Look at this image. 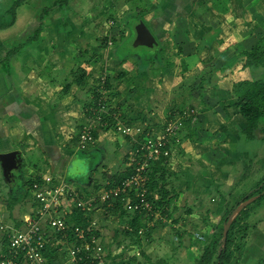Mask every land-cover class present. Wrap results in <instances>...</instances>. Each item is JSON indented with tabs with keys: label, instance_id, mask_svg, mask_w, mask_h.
<instances>
[{
	"label": "rangeland",
	"instance_id": "1",
	"mask_svg": "<svg viewBox=\"0 0 264 264\" xmlns=\"http://www.w3.org/2000/svg\"><path fill=\"white\" fill-rule=\"evenodd\" d=\"M54 1L25 0L18 12L25 7L32 11L30 15L33 20L28 30L32 32L43 21L42 9L46 7L47 14L43 15L44 19L49 18L50 25L45 29L43 26L38 35L41 36L44 31L45 34L49 33L52 39L66 43L72 53L81 57L79 60L70 58L62 64L81 63L84 72L82 85L88 91L78 94L81 105L72 110V116L75 115L77 119L71 126L67 140H63L65 150L71 156L63 172H60L59 166L58 174L51 177L50 158L43 156L37 148L22 153L20 159L23 163H20V170L14 179L7 175L0 163V223L15 227L23 214L33 208L31 190L26 183L34 179L36 170L44 172L56 183L77 185L85 199L88 193L83 192V185L92 191L89 195L91 198L104 199L105 191L116 186L106 189V184L126 170L133 153L143 143L148 144L161 137L164 126L176 120L181 131L176 143L172 144L167 167L179 177H171V184L179 193L175 199L177 209L169 213L167 221L158 223L156 214L145 219L150 226L155 219L156 223L152 227L154 237L144 241L142 248L154 262L163 259L166 264H193L201 253L206 235L213 231L220 216L217 213L220 196L231 197L234 202V199L251 192L264 179V139L261 138L264 134L260 131L256 139L246 140L240 132L244 119L233 106L230 107L235 99L233 90L236 83L264 77V67L252 72L250 68L242 66L247 59L244 50L255 43L264 45V0H246L247 4L241 6L239 0H214L216 10L221 6L228 10V13H224V20L214 17L213 22L200 23L193 20L191 15H186L184 19L177 20L182 29L176 27L174 16L169 18L171 22L165 24L162 20L166 14L162 13L159 24L163 26L157 31L155 47L132 46L136 37L135 26L143 18V12L137 11V0H100L101 11L94 18L91 12L95 0H68L61 5H53ZM12 2L0 0V15L11 7ZM105 6L106 12L103 13ZM242 6L253 9L252 13L247 10L249 14H244L246 17L241 13L240 20H231ZM89 14L90 19H86ZM151 15L147 13L144 17L150 20ZM195 15L203 19L202 15ZM10 18L6 16V19ZM145 19L143 21L146 23ZM214 29L217 31L213 32ZM104 38H107L104 40L106 43ZM28 44L34 47L33 43ZM52 55L56 56L55 53ZM5 64L11 66L9 59ZM106 78L109 79V89L103 86ZM94 90L103 92L97 99L98 107L94 104ZM222 102L228 105L229 113L223 109ZM173 109L175 112L183 109L182 114L171 118ZM188 118L190 123L185 127L182 120ZM86 124L87 127L90 125L91 136L94 131L96 136L80 149L76 139L82 129L80 125ZM122 125L138 127L139 130L125 134L117 129ZM192 130L193 135H190ZM142 133L145 139L140 145L139 135ZM173 135L176 136V133ZM44 160L50 167L45 165ZM246 167H249L248 173L238 181ZM69 172L73 175L77 173L76 179L72 175L67 176ZM67 178L72 179L67 181ZM166 184H170L169 177ZM95 185H99L96 190ZM260 195L238 203L227 221L230 223L241 209L248 212L243 215L249 229L243 239V256L238 264L264 263V196L257 198ZM72 205L69 199L62 203L67 212L73 210ZM97 205L91 218L101 229L102 245L99 246L102 249V246H109L115 233L113 230L121 226L118 225L120 218L117 215L108 216V210L104 211L101 203ZM175 231L183 232L181 240L173 239ZM190 233H193L192 236ZM116 237L125 244L130 241V238L120 234ZM197 239L200 241L197 242ZM122 251L123 254L117 252L115 255L128 258L133 253L132 247ZM63 258L64 264H71L67 256Z\"/></svg>",
	"mask_w": 264,
	"mask_h": 264
},
{
	"label": "crops",
	"instance_id": "2",
	"mask_svg": "<svg viewBox=\"0 0 264 264\" xmlns=\"http://www.w3.org/2000/svg\"><path fill=\"white\" fill-rule=\"evenodd\" d=\"M95 1V4L94 1L92 2L93 18L97 12L101 11L99 9L100 0ZM137 1L139 4L137 11L143 12L144 19L145 14L152 13L150 20L145 19L146 23L143 18L140 20L146 24L157 41V31L160 30V26H163L162 23L159 24L162 13L166 14L162 20L165 21V24L171 22L169 18L172 19L174 16L176 27L181 29L183 27L178 25L177 20L184 19L183 16L191 15L193 20L207 23L213 22L212 20L216 18L224 20L225 14L228 13V10L223 6L216 10L213 5L214 0ZM252 1L250 0V2ZM239 2L241 6L246 3V0H239ZM22 4L23 2L19 6ZM19 6L15 10L13 24L7 28H0V60L6 56L9 50L12 51V56L9 59L11 66H4L0 62V152L16 151L20 163H23L20 159L22 153L31 152L37 148L43 156L50 158L51 177L54 178V175L58 174L59 166L61 172L63 168L66 169V165L71 159L63 144L72 130L71 126L75 124L74 120L77 119L72 114L77 109L76 106L81 105V96L78 94L88 90L83 89L84 72L80 67L81 63L79 62L78 65L69 64V66L62 64L70 58L79 60L81 57L78 58L76 53H72V49L66 46V43L63 44L52 39L49 33L45 34V31L41 36L37 35L32 38L34 30L28 31L32 24L31 20H33L32 11L30 12L28 7H25L21 8V12H18ZM105 10L106 6L103 8V13L106 12ZM211 10L215 12L211 13ZM247 10L252 13L253 9H246L242 6L240 12L237 9L236 14L230 19L235 22L240 20L241 13L249 14ZM195 14L202 15L203 19H199ZM89 17L90 14L86 19H90ZM47 25H50L48 17L42 21L44 29ZM214 30L213 32L217 31ZM30 42L34 44V47L29 46ZM54 53L56 56L52 55ZM15 77H19V79L14 80ZM78 116L80 119L81 114ZM44 162L50 167L47 161L44 160ZM36 171L34 178L37 176L38 180H42V177L48 178L44 172ZM119 221L120 219H118V225L121 226ZM115 235V233L112 235L108 247L102 246L101 258L96 264H152L154 262L145 254L144 248L141 252L142 250L138 246L125 243L117 244L119 239H114ZM144 241H141V246ZM127 247L129 249L132 247L133 250L128 258L115 255L117 252L123 254L122 250H128Z\"/></svg>",
	"mask_w": 264,
	"mask_h": 264
},
{
	"label": "trees",
	"instance_id": "3",
	"mask_svg": "<svg viewBox=\"0 0 264 264\" xmlns=\"http://www.w3.org/2000/svg\"><path fill=\"white\" fill-rule=\"evenodd\" d=\"M68 0H55L53 5L58 4L61 5L67 2ZM24 0H13L12 5L10 8H8L3 14L0 15V28H7L13 24V20L15 19V10L16 8L22 3ZM53 7V6H51ZM43 14H47L46 7L42 9ZM42 14V19H44V15ZM10 16V20L6 19V16ZM41 18V16H40ZM142 19V18H141ZM8 20V21H7ZM42 22V21H41ZM39 23L38 29L34 31V37L38 35L39 30L42 28V23ZM215 31V30H214ZM216 32V31H215ZM107 38H104L103 41H106ZM264 39V38H263ZM104 41V42H105ZM259 41H261L259 39ZM257 42V41H256ZM106 43V42H105ZM104 43V44H105ZM160 46V45H159ZM158 46V48H159ZM155 47V46H154ZM150 50V49H148ZM244 55L247 57L246 62L243 64V67H248L253 72L254 70L264 67V45L263 44H254L250 49L244 50ZM242 53V55H243ZM243 55V56H244ZM12 56V51L9 50L6 54V56L0 60L1 64L4 66L8 65L5 64V62L10 59ZM168 65H171V62H168ZM108 78L104 79L106 83H104V89H109L107 86ZM236 89L233 90V95L235 96L234 102L231 106L237 110V112L241 115V117L244 119V126L241 128L242 136L246 140H254L257 138V133L262 132L264 134V77H256V78H250V79H244L240 80L238 84H235ZM95 93V99L94 102L95 107L100 106L99 102L97 101L98 98H100L103 94L101 90H94ZM223 109H225V112L229 113V110H227L228 105H226L224 102L221 103ZM183 109H179L175 112V109L172 110L170 117L174 118L178 113L181 115ZM140 117H142L141 114H139ZM169 123V122H168ZM167 123V124H168ZM172 123H174L177 126L176 129V136H168L167 139L164 141V143L160 146V152L157 156V158H151L148 160V162L145 164V166L142 168V170L137 171L136 167L140 165L139 163L143 164L145 162V157L143 156L142 151L138 148V151L133 154L134 160H128L129 165L127 166L126 170L124 172L119 173L118 177L114 179L113 181L108 182L106 184V189H109L111 186L117 185L122 179H125L126 177H132L133 175L140 174V176H137L140 180V184L138 185V190L144 191V198L143 200H146L151 208L148 210V208L143 207H137L133 208V206L138 205L141 200L140 197H137V191H135V187L132 186L128 192H123L116 199H112L110 197L106 199H100V197H95V199L91 198L89 195L92 194V191L88 190L84 185L81 186L83 189V192L86 191L88 194V200L89 204H87L88 200L84 199L83 193L80 190V188L76 189L71 195L72 198L80 201L85 202V206L83 209L80 207L75 206V203H73V210L68 211L66 214V243L63 245L62 249L60 250L59 246L52 247L47 245V247L42 251L43 255L46 258L47 264H64V256H67V245L69 244H76L81 245L82 243L88 242L90 243V236H85L83 239L74 240L75 235L73 232V227L75 225L80 227H85L89 220L91 218V214L95 211V208L98 206L97 203H101L103 210L107 209L108 211L106 215L109 216V214H115L120 218L121 227L113 230L116 235H123V237L130 238L128 244H132L135 246H138L141 248V252H143L141 241L147 240L151 238L152 235L151 229L154 224L156 223V219L153 220L152 226L150 224L148 225L145 222V219H149L153 217L154 214H157L158 212V218L157 222L160 223L162 220H166L169 217V213L175 211L177 209L176 204V197L179 195V193L175 190V186L171 184V177L178 179V175L176 172L170 171V169L167 167L169 164V157L172 153V144L176 143V140L178 139V132L179 130V123L176 120H172ZM190 123V118L182 120V125L184 124L185 127H188ZM110 124V122H108ZM167 124L164 126L163 129L166 128ZM83 125H80V128ZM109 126V125H107ZM79 128V129H80ZM80 131L78 132V136L76 141L80 144V149H83L82 147L90 143V141L81 143L80 141ZM190 135H193V130L190 131ZM92 139L96 136L95 131L92 132ZM141 139L139 140V144L141 145L143 143V140L145 139L144 133L139 135ZM128 138V137H127ZM186 138L189 139L187 136ZM264 139V136L261 137ZM184 139V137H183ZM88 145V144H87ZM86 145V146H87ZM85 146V147H86ZM167 151L168 154L165 155L163 152ZM138 162V163H137ZM249 167H246L244 169V174L240 177L238 181H241L242 178L245 177V174L248 173ZM138 172V173H137ZM68 175H72V177H76L77 173L74 175L69 172ZM140 177H144L145 179L142 181ZM169 177L170 184L167 185V178ZM37 178H34L33 180H30L26 183L29 187L32 185L33 182H40L41 180H38ZM72 178H67L66 180H71ZM76 179V178H75ZM73 181H75L73 179ZM264 179H261L259 183H257L256 187L253 188L251 192H249L245 196L238 197L237 199H234V202L231 201V197L224 196L223 194L220 196L218 207H217V213L220 214L219 217H217V222L214 225L213 231L210 234L206 235V241L204 242L200 255L195 259L193 264H238L239 261H241V258L243 256V239L245 237V234L247 230L249 229V224L246 221H243V215L248 214L245 210H240L238 214L235 215L233 220L229 223V227L226 234V241L225 245L222 248V250H219L220 247V239L223 235L224 230V224L228 221L229 216L231 215L233 208L238 205V203L247 200L253 196H256L258 194H261L257 198H262L264 196V184H262ZM80 184V182H78ZM99 185L94 186V190L98 188ZM256 198V199H257ZM258 200V199H257ZM171 201L172 204L171 205ZM78 202V201H77ZM33 206L36 204L34 202ZM156 216V215H155ZM174 221V219H173ZM174 222H177L176 219ZM22 218L16 222L15 228H21L22 226ZM176 227V226H173ZM142 229L141 233L139 230ZM94 236H100V232L97 230L93 231ZM191 234V233H190ZM193 234V233H192ZM191 234V236H192ZM115 235V236H116ZM183 237V232H177L175 231L173 239L181 240ZM117 238V237H116ZM200 239H197V242H199ZM123 241L118 240L117 244H121ZM100 244L102 245V240L100 241ZM94 245V244H92ZM61 246V245H60ZM93 252V250L90 249H80L77 252V259L80 256V259L76 262V264H96L97 261L100 260V258H97V255ZM11 256L13 253L10 250L9 247V241L8 237L6 235V232L4 233L0 229V262L6 255ZM5 255V256H4ZM18 259L20 261H24L23 254L19 252V255H17ZM262 263V262H260ZM73 264V263H71ZM152 264H166L163 259H158V262H152ZM264 264V263H263Z\"/></svg>",
	"mask_w": 264,
	"mask_h": 264
},
{
	"label": "built area",
	"instance_id": "4",
	"mask_svg": "<svg viewBox=\"0 0 264 264\" xmlns=\"http://www.w3.org/2000/svg\"><path fill=\"white\" fill-rule=\"evenodd\" d=\"M87 125L88 124L83 125L80 131L79 137L81 143L92 141L90 125L89 127H87ZM117 129L125 134H130L131 131L139 130L138 127H133L131 125L118 126ZM176 129L177 126L170 122L167 124L166 128L162 130L163 135L161 137H158V139L148 144L143 143L141 145L142 147L140 148V151L144 152L143 156L145 157V162L143 164L139 163L140 165L136 167L137 171L142 170L149 159L157 158L160 152V146L164 143L168 136H174L173 134L176 133ZM163 153L165 155L168 154L167 151H164ZM133 160L134 157L132 156L131 161ZM137 176H140V174L138 173L132 177L122 179L113 189L105 191L106 195L104 199L110 197L111 200H114L121 193L128 192V190L132 189V186H134L135 191H137L138 185L140 184V180ZM140 179L143 181L145 178L140 177ZM27 188L31 190V198L36 205L33 206L30 211L23 214V223L21 228L7 227L0 223V229L4 233L6 232L9 247L13 253L11 256L8 254L6 256L4 255L5 257L2 259L0 264H47L46 258L42 252L47 245L52 247L59 246L61 250L63 245L67 244L65 239V218L67 211L62 206L63 201L65 199H69L72 203H75V206L80 207L81 209L85 206V202L80 200H77V202L76 199L71 197L72 193L78 189L77 185L73 186L70 183H56L51 177H48L42 178L39 183L33 182L32 185L30 187L27 186ZM137 197L141 198V203L133 206V208H137L139 206L146 209L148 208V210L151 208L149 203L146 200H143V190L137 191ZM87 204H89V200ZM156 217H158V212ZM94 230L100 232L101 229L98 228L96 221L93 219H90L85 227L77 225L73 227L75 235L74 240L90 236V243L85 242L81 245H67V257L70 263L76 264V262L80 259V256L77 259V252L82 248L85 250L91 248L93 252H91L90 255L95 253L97 258H101L100 236H94ZM141 231L142 229L139 230L140 233ZM19 252L23 254L24 261H20L18 259L17 255H19Z\"/></svg>",
	"mask_w": 264,
	"mask_h": 264
},
{
	"label": "water",
	"instance_id": "5",
	"mask_svg": "<svg viewBox=\"0 0 264 264\" xmlns=\"http://www.w3.org/2000/svg\"><path fill=\"white\" fill-rule=\"evenodd\" d=\"M135 33H136V37L134 39L132 46L141 45L146 47H153L157 45V41L153 33L150 31V29L146 26V24L142 20H139L138 23L136 24ZM0 163L1 165H3L4 171H8L11 165L14 164L18 165L19 158L17 156L16 151L0 152ZM228 227H229V222H226L224 224L222 238L220 239L219 250H222V248L225 245Z\"/></svg>",
	"mask_w": 264,
	"mask_h": 264
},
{
	"label": "flooded vegetation",
	"instance_id": "6",
	"mask_svg": "<svg viewBox=\"0 0 264 264\" xmlns=\"http://www.w3.org/2000/svg\"><path fill=\"white\" fill-rule=\"evenodd\" d=\"M20 170V161L17 164L11 165V167L6 171L7 175L11 177V179H14L16 177V173Z\"/></svg>",
	"mask_w": 264,
	"mask_h": 264
}]
</instances>
